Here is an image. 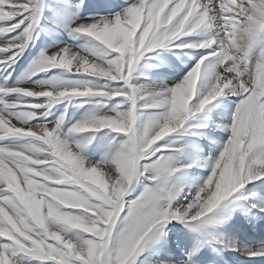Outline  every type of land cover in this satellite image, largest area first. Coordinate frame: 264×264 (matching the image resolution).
Here are the masks:
<instances>
[{"label": "snow or ice", "instance_id": "6c2138e0", "mask_svg": "<svg viewBox=\"0 0 264 264\" xmlns=\"http://www.w3.org/2000/svg\"><path fill=\"white\" fill-rule=\"evenodd\" d=\"M0 264H264V0H0Z\"/></svg>", "mask_w": 264, "mask_h": 264}, {"label": "rangeland", "instance_id": "374dc122", "mask_svg": "<svg viewBox=\"0 0 264 264\" xmlns=\"http://www.w3.org/2000/svg\"><path fill=\"white\" fill-rule=\"evenodd\" d=\"M94 3L118 2V0H93Z\"/></svg>", "mask_w": 264, "mask_h": 264}]
</instances>
